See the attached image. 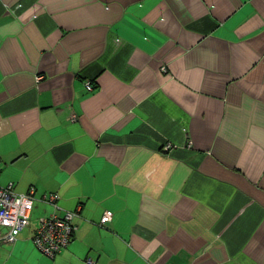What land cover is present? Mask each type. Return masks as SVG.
Listing matches in <instances>:
<instances>
[{
	"label": "crops",
	"instance_id": "1",
	"mask_svg": "<svg viewBox=\"0 0 264 264\" xmlns=\"http://www.w3.org/2000/svg\"><path fill=\"white\" fill-rule=\"evenodd\" d=\"M0 160L76 214L0 264H264V0H0Z\"/></svg>",
	"mask_w": 264,
	"mask_h": 264
},
{
	"label": "built area",
	"instance_id": "2",
	"mask_svg": "<svg viewBox=\"0 0 264 264\" xmlns=\"http://www.w3.org/2000/svg\"><path fill=\"white\" fill-rule=\"evenodd\" d=\"M40 79L38 78V80ZM84 86L88 92L93 89L90 82H85ZM164 149L169 150L170 145H166ZM40 201L51 207L53 211L50 215L38 219L33 231L32 242L41 254L54 258L68 248L75 230L73 220L76 214L64 212L61 216L57 215L60 210L57 205L59 201L57 194L46 195ZM34 202L32 189L26 194L20 195L13 191V184L0 186V242L13 243L20 232L30 226ZM111 218L112 213L105 212L100 220V225H106ZM85 264H95V262L87 259Z\"/></svg>",
	"mask_w": 264,
	"mask_h": 264
},
{
	"label": "rangeland",
	"instance_id": "3",
	"mask_svg": "<svg viewBox=\"0 0 264 264\" xmlns=\"http://www.w3.org/2000/svg\"><path fill=\"white\" fill-rule=\"evenodd\" d=\"M33 211H34V212L32 213L30 223H31V224H36V225H37V220H38L37 218H38V216L41 215V214L39 213V210H38V209H34ZM40 212H41V211H40Z\"/></svg>",
	"mask_w": 264,
	"mask_h": 264
}]
</instances>
